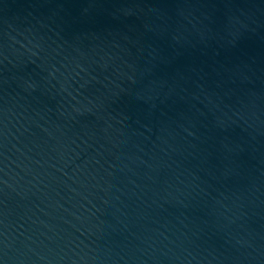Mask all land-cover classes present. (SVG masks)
Returning <instances> with one entry per match:
<instances>
[{"label":"water","instance_id":"obj_1","mask_svg":"<svg viewBox=\"0 0 264 264\" xmlns=\"http://www.w3.org/2000/svg\"><path fill=\"white\" fill-rule=\"evenodd\" d=\"M0 264H264V0H0Z\"/></svg>","mask_w":264,"mask_h":264}]
</instances>
